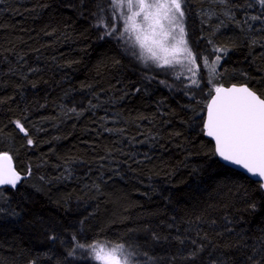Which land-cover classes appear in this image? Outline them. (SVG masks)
Returning <instances> with one entry per match:
<instances>
[{"label": "trees", "instance_id": "1", "mask_svg": "<svg viewBox=\"0 0 264 264\" xmlns=\"http://www.w3.org/2000/svg\"><path fill=\"white\" fill-rule=\"evenodd\" d=\"M182 10L195 75L145 61L111 0H0V152L21 176L0 186V264H99L89 245H124L132 264H250L264 191L202 123L215 87L264 92V4Z\"/></svg>", "mask_w": 264, "mask_h": 264}, {"label": "snow or ice", "instance_id": "2", "mask_svg": "<svg viewBox=\"0 0 264 264\" xmlns=\"http://www.w3.org/2000/svg\"><path fill=\"white\" fill-rule=\"evenodd\" d=\"M111 2L114 8H127L130 15L123 16L125 31L135 33V40L148 53V59L158 62L160 66H171L185 60L190 65L196 64V55L185 38L182 0ZM260 2L264 4V0ZM204 64H208L206 57ZM188 70L193 71L191 67ZM192 83L198 82L194 79ZM209 95L211 99L206 105L207 115L202 132L214 140V154L257 177L258 187L264 191V92H258L245 83L239 87L233 84L228 88L220 85L215 87V95H211V91ZM17 124L22 131H26L23 125ZM28 143L32 144L33 141L28 139ZM11 161L12 157L7 152H0V185L15 188L21 176ZM251 207L254 209L256 205L253 203ZM88 247L94 248L93 245ZM201 250L202 247L191 252L190 257L195 258ZM252 251L254 255L248 257L250 264H264V236L259 238V246H253ZM132 255L126 253L124 245H117L107 252L97 250L95 258L103 264H132Z\"/></svg>", "mask_w": 264, "mask_h": 264}, {"label": "rangeland", "instance_id": "3", "mask_svg": "<svg viewBox=\"0 0 264 264\" xmlns=\"http://www.w3.org/2000/svg\"><path fill=\"white\" fill-rule=\"evenodd\" d=\"M116 9V12H117V14L119 15V17H120V19H121V21H122V24H123V27H124V31H125V20H124V18H123V16L124 15H130V13L128 12V10H127V8L126 7H121V8H115ZM133 10H135V8L133 9ZM138 20L140 19V18H137ZM183 26H184V17H183ZM176 31H178V30H176ZM126 32V34L128 35V37L131 39V41L133 42V44L136 46V47H138V49H139V51H140V53L142 54V56H143V59L145 60V61H152V62H154V64H156V65H159L158 64V62H156V61H153V60H151V59H148L147 57H148V53L147 52H144L141 48H140V45H139V43L135 40V33H132V32H128V31H125ZM174 35L176 34V32H174L173 33ZM160 66V65H159ZM164 66H168V65H164ZM175 67L176 69H178V70H181V71H185V72H192V71H189L188 69H189V67H191L192 69H194V66L195 65H190L186 60L185 61H182V63H177V64H173V65H171V67ZM111 248H113L112 246H105V245H95L94 246V248H92L91 249V256L99 263V264H103V262L101 261V260H97L96 258H95V256H96V251L97 250H100V249H103L105 252H107V251H110L111 250ZM125 251H126V249H125ZM126 253H127V251H126Z\"/></svg>", "mask_w": 264, "mask_h": 264}, {"label": "water", "instance_id": "4", "mask_svg": "<svg viewBox=\"0 0 264 264\" xmlns=\"http://www.w3.org/2000/svg\"><path fill=\"white\" fill-rule=\"evenodd\" d=\"M232 85H233V84H230V85H222V86L225 87V88H228V87H231ZM235 85H237V86L239 87V86L242 85V84H235ZM211 95H215V89L213 90V92H212ZM210 99H211V96L209 97L207 103L209 102ZM207 103H206V105H207ZM206 115H207V109H206V107H205L204 119H206ZM204 119H203V121H204ZM202 128H203V123H202ZM205 137H207V136H205ZM207 138L210 139V140L212 141L213 146H214V140H213L212 138H210V137H207ZM217 158L219 159L220 162H222V163L225 164L226 166H229V167H231L232 169H235V170H237V171H240L241 173H243L244 175H246V176L249 177L250 179H252V180H254V181H257V180H258L257 177L251 176V174L247 173L246 170L240 168L239 166L229 164V163L223 161V160H222L221 158H219L218 156H217ZM11 163H12V166L14 167L12 161H11ZM0 186H2V185H0Z\"/></svg>", "mask_w": 264, "mask_h": 264}]
</instances>
